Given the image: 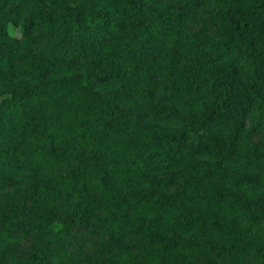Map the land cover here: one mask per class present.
<instances>
[{
  "label": "trees",
  "instance_id": "1",
  "mask_svg": "<svg viewBox=\"0 0 264 264\" xmlns=\"http://www.w3.org/2000/svg\"><path fill=\"white\" fill-rule=\"evenodd\" d=\"M0 264H264V0H0Z\"/></svg>",
  "mask_w": 264,
  "mask_h": 264
}]
</instances>
